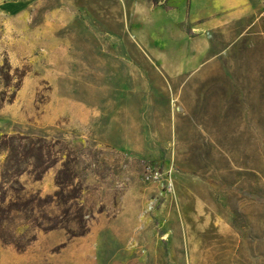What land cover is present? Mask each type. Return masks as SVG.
<instances>
[{
	"label": "rangeland",
	"instance_id": "374dc122",
	"mask_svg": "<svg viewBox=\"0 0 264 264\" xmlns=\"http://www.w3.org/2000/svg\"><path fill=\"white\" fill-rule=\"evenodd\" d=\"M135 2L0 0V264H264V21L170 76Z\"/></svg>",
	"mask_w": 264,
	"mask_h": 264
},
{
	"label": "crops",
	"instance_id": "0c3cea01",
	"mask_svg": "<svg viewBox=\"0 0 264 264\" xmlns=\"http://www.w3.org/2000/svg\"><path fill=\"white\" fill-rule=\"evenodd\" d=\"M132 9V41L170 76L204 66L211 32L264 21V0H136Z\"/></svg>",
	"mask_w": 264,
	"mask_h": 264
},
{
	"label": "trees",
	"instance_id": "16d2710c",
	"mask_svg": "<svg viewBox=\"0 0 264 264\" xmlns=\"http://www.w3.org/2000/svg\"><path fill=\"white\" fill-rule=\"evenodd\" d=\"M1 204H0V229L2 230L3 228V224H4V219L1 217V214L3 212V209L1 208ZM16 207H12V204H11V207H10V210H14V211H17V209H15ZM0 240L3 244H9L11 246H13L15 249H17L18 251H23L25 249V246L27 245V242H22V243H17V242H13V241H8L6 240L1 234H0Z\"/></svg>",
	"mask_w": 264,
	"mask_h": 264
},
{
	"label": "built area",
	"instance_id": "2783aa9c",
	"mask_svg": "<svg viewBox=\"0 0 264 264\" xmlns=\"http://www.w3.org/2000/svg\"><path fill=\"white\" fill-rule=\"evenodd\" d=\"M146 174L148 177L153 178L155 180L161 178V174H159L158 171H152L150 167L146 168Z\"/></svg>",
	"mask_w": 264,
	"mask_h": 264
}]
</instances>
